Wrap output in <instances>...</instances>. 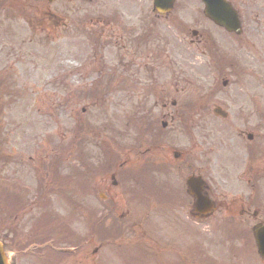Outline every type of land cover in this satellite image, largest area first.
I'll use <instances>...</instances> for the list:
<instances>
[{
  "label": "rangeland",
  "instance_id": "rangeland-1",
  "mask_svg": "<svg viewBox=\"0 0 264 264\" xmlns=\"http://www.w3.org/2000/svg\"><path fill=\"white\" fill-rule=\"evenodd\" d=\"M2 2L0 212L2 206L14 212L21 231L33 224L38 231L30 235L55 230V252L73 247L57 264H264L251 222L189 215L185 179L203 174L201 160L190 162L187 154L189 122L199 111H185L200 102L202 64L199 50L187 42L189 30L229 38L194 20L197 0H179L171 26L152 20V0ZM249 2L242 35L256 38L262 11L258 1ZM167 38L169 52L162 53ZM145 114L155 130L143 134L140 151L132 152L140 141L127 119ZM174 151L181 154L178 161ZM109 152L125 163L116 186L110 171L101 169ZM162 159L170 167L164 172L151 165ZM26 254L18 264H42L33 252Z\"/></svg>",
  "mask_w": 264,
  "mask_h": 264
},
{
  "label": "flooded vegetation",
  "instance_id": "flooded-vegetation-1",
  "mask_svg": "<svg viewBox=\"0 0 264 264\" xmlns=\"http://www.w3.org/2000/svg\"><path fill=\"white\" fill-rule=\"evenodd\" d=\"M226 1L237 13L239 34L213 38L191 29V38L186 39L202 58L199 125H190L188 158L201 160L206 181L203 193L214 204L213 213L223 219H241L242 224L251 222L255 229L264 227V0H253L262 11L258 13L263 30L260 27L252 33L256 38L242 35L251 0ZM172 13L150 11L153 21L162 19L168 26L175 24ZM169 43L171 38L162 53L169 52ZM164 99L163 95L159 99L162 106ZM197 129L195 135L192 131ZM9 255L12 264L22 258L13 250Z\"/></svg>",
  "mask_w": 264,
  "mask_h": 264
},
{
  "label": "water",
  "instance_id": "water-1",
  "mask_svg": "<svg viewBox=\"0 0 264 264\" xmlns=\"http://www.w3.org/2000/svg\"><path fill=\"white\" fill-rule=\"evenodd\" d=\"M206 3L205 14L214 20L220 26H224L228 30H234L237 26L235 13L231 10L229 5L222 0H203ZM155 5L160 8L161 11H167L170 9L173 0H155ZM187 186L190 194L195 198L196 210L199 206L205 205L206 201L200 194L202 182L198 178L191 177L187 180ZM256 237L259 244V252L264 256V233L258 232ZM259 237V238H258ZM0 264H8L0 247Z\"/></svg>",
  "mask_w": 264,
  "mask_h": 264
},
{
  "label": "trees",
  "instance_id": "trees-1",
  "mask_svg": "<svg viewBox=\"0 0 264 264\" xmlns=\"http://www.w3.org/2000/svg\"><path fill=\"white\" fill-rule=\"evenodd\" d=\"M36 236V235H35ZM35 241H37V240H34V238H32V242H35Z\"/></svg>",
  "mask_w": 264,
  "mask_h": 264
}]
</instances>
